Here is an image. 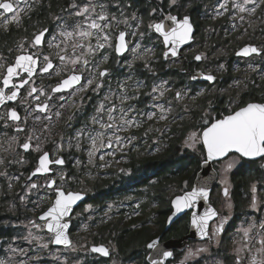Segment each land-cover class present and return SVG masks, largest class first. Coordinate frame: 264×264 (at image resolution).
Here are the masks:
<instances>
[{
  "label": "snow or ice",
  "instance_id": "6c2138e0",
  "mask_svg": "<svg viewBox=\"0 0 264 264\" xmlns=\"http://www.w3.org/2000/svg\"><path fill=\"white\" fill-rule=\"evenodd\" d=\"M260 2L264 4V0H260ZM21 3L26 4L27 0H0V18H2L5 28L9 24H20L21 12L23 11L19 7ZM176 3L177 0H170L169 7L175 6ZM250 4L253 7H247ZM259 6L256 0H243L242 3L233 0L231 8L237 11L239 19L243 21V14H254ZM107 9L108 5L100 2V0H83L82 3L71 0L66 9L68 17L66 19L61 16L54 17L56 22L54 29L49 27L38 28L28 36L22 37L15 49H8L9 53L15 52L11 60L0 53V107L6 108L4 114L0 116V121L4 122L5 127L13 126L16 133V135L6 138V146L5 142H0V150L14 156L20 155L21 152L24 154L20 156L19 160H12L9 163L25 164L28 162L25 158L27 155L35 153L37 156L36 164L27 177L26 187L29 191L44 189L49 205L37 218L41 223H37L36 220L29 223L40 231H46L48 239L44 241L41 236L33 237L31 232L24 239L31 238L40 241L43 248H48L50 245L73 248V242L69 236L71 214L74 205L83 199L81 192L65 190L64 184L68 179L66 174L54 170L55 166L65 164L63 157L56 156V153L64 148L63 137H61V142L56 144L52 153L45 151L41 143V137L50 131L53 119L52 108L54 106L51 101L58 96L59 101L62 102L59 107L63 108L65 106L63 102L90 87L94 92H98L103 87L104 78L110 75L109 69H101L100 64H106L112 54L123 57L125 54L131 53L133 60H144L145 67H148L149 64V60L145 57L152 52V49L142 47L139 42L146 35V32L139 30L144 22L143 17L138 16L136 12H133L130 17L125 16L123 12L117 16ZM61 11L63 12L65 9ZM157 11L163 13V9L153 8L149 15L151 16ZM230 11L228 2L225 0L216 10V16H223ZM164 19L170 21L171 24L167 25L163 20L160 22L153 21L146 25V29L162 37V43L166 49L163 52L165 60L179 58L181 46L193 39V24L187 15L178 19L177 16L168 13ZM121 24L124 25L123 29L120 28ZM133 24L135 30H132ZM137 36H139V40L132 44L129 37L136 38ZM235 54L238 57H251L253 54L264 57V49L249 44L240 48ZM97 56L101 58L99 63L95 59ZM203 58V54L193 57L195 61H201ZM54 60L57 63H54ZM90 65L91 69L95 71L89 69ZM129 67H131V63H129ZM85 71L90 72V77L84 75ZM38 75L62 78L51 87L49 92L43 86H36ZM199 76L209 82L216 80V76L211 73L205 75L203 72L191 75V79L196 80ZM97 77L99 82H97ZM129 79L131 78L129 77ZM166 83L167 81H162L160 85H154L151 93H145V95L151 96L158 93L157 99L163 97L168 91L164 87ZM141 86L142 82L136 81L135 91L132 95L128 94L126 82L119 84V95L110 90L104 101H101L96 107L95 114L90 117V124L93 127L90 128L89 124L86 123L83 128L77 131L75 147L80 150V140L86 136L90 142L88 149L90 162L103 149H112L115 145L122 150L125 141L131 143L132 140H135V136L122 137L119 133L141 127L142 121L137 119V115L146 116L147 120H152L157 116L155 112L144 113L130 103L139 99ZM22 89H26L23 100L20 99ZM200 94L202 93H198V95ZM42 96L45 97L43 101H41ZM175 96L179 99L182 93L177 91ZM17 101L26 106V115L21 116L16 107H7L9 102ZM29 101H31L30 104ZM117 101L119 102L117 103ZM233 103L237 106L226 109L227 115L218 114L217 117H213L210 112H205L201 121L198 122V126L193 125L195 130L189 132L185 140L187 147L194 149L199 144L205 150L203 165H208L209 162L224 161L223 170L225 173L243 158L259 157L264 159V94H261L259 99L229 101V105ZM209 104L211 105V102ZM156 106L160 109L158 118L160 120L167 119L163 105ZM54 115L59 118L62 113L56 110ZM105 115L106 120L104 119ZM29 116L35 122L47 121L43 124L40 134H35L36 128L27 129ZM71 119L69 117V120ZM149 131L152 129L149 128L145 135ZM20 133H25L23 141H21ZM72 146L69 142V147ZM54 156L56 158H52ZM103 158L104 156L101 155L100 159ZM4 163L5 158L0 156V165ZM0 175L6 176L7 173L3 172ZM38 175L45 176L44 184L38 185L32 182L33 178ZM49 176L52 178L48 179ZM56 177L59 178V182ZM15 179L19 180V177H15ZM187 183L185 181L186 185ZM221 183L226 185L223 188V195L227 198L229 197V188L226 179L222 180ZM251 192L250 207L258 210L257 186L255 184L251 186ZM44 198L41 197V200ZM208 198L207 178H203L201 184L192 187L191 191L177 195L171 201L175 211L168 217V222L171 223L173 217L185 209H194L198 201L207 202ZM21 199L23 200L24 197ZM228 207L231 208V204ZM230 218V216H220L215 208L208 206L202 214L193 211L191 226L197 230L201 238L211 239L212 237H219L225 231V226ZM210 222L214 224L211 232L209 230ZM237 235L240 236L239 240L233 237V244L238 245L233 249L236 254L235 264H244L243 253L248 254L247 264H264V219L260 220L259 223L253 219L247 227L238 229ZM159 243L160 238L158 237L148 243L146 247L155 250L157 255L164 258L171 257L173 253L161 251ZM11 251L14 253L19 251L22 256L26 254L22 249H11ZM89 251L99 254L101 257L110 256V249L104 244L93 245ZM204 251L207 249H197L196 253L189 250L187 256ZM146 260L147 264H162V261L152 258L151 252ZM0 264H6V261L0 260Z\"/></svg>",
  "mask_w": 264,
  "mask_h": 264
},
{
  "label": "flooded vegetation",
  "instance_id": "af4514ba",
  "mask_svg": "<svg viewBox=\"0 0 264 264\" xmlns=\"http://www.w3.org/2000/svg\"><path fill=\"white\" fill-rule=\"evenodd\" d=\"M215 0H177V3L173 7H169L170 0H100V2L108 5V11L111 13H115L117 16L120 15L121 12L126 13L127 16H131L133 12H136L138 16L143 17V24L140 27V30L145 31L146 25L150 21L160 22L163 20L165 24L169 21L164 19L168 13L177 16L178 19H182L185 15L190 17L191 23L193 24V39L189 42V44L181 47V54L179 58H170L165 60L163 57V52L166 50L165 46L162 43V37H159V34H154L151 30L149 31L151 35H156L159 39V45L156 44L152 48L151 54L153 58H149V66L154 68L153 72L143 71L139 68L138 65L135 66L137 69L138 75L141 79H144L145 86L141 89V94L138 100H133L130 103L134 104L137 109H140L144 113L147 112H155L157 116H159V108L156 106L158 103L153 99V95H145V93H151L152 89V81L157 77H168L173 80L174 86H187L188 88H203L206 90H212L213 87H221L223 83L227 82L230 78L235 77L230 71H225L223 74L213 73L210 70L212 66L215 64H220L222 62L225 65H233V64H241L242 66L246 64L248 61L253 60L254 58H260L261 56H257L253 54L251 57H238L235 53L239 51L240 48L245 45H253L257 48L264 47L261 46V42L257 39V37L252 33H248L247 35L242 36L241 38H237L233 41V44L228 48L226 52L228 53V57H213L212 52L217 45L218 41H215V36L213 35V30L216 26L220 25L221 20L212 21L213 12L210 9H207L208 4L214 2ZM71 0H27V3H21L19 7L23 9L21 12V22L19 25L17 24H9L7 28L3 25L2 18H0V53H2L9 60L15 55V52L9 53L8 49H15L17 43L24 36H28L33 31H36L38 28L49 27L55 28L54 17L61 16L63 18L68 17V12L66 11ZM78 3H82L83 0H77ZM153 8L163 9V13L157 11L153 15H149ZM65 9V11H61ZM120 28L123 29L124 25H120ZM27 29V31H25ZM132 30H135V25L133 24ZM202 36L203 42H200L199 46L195 48L196 39ZM130 38V37H129ZM208 38V39H206ZM208 44H206V42ZM227 44V40L224 42ZM197 49V50H196ZM131 53L125 54L123 57H117L112 54L110 56L109 61L106 64H100V68H108L110 75L105 77L103 80V87L98 91L94 92L92 88H88L86 91H82L78 93L77 96L72 97L71 99L63 102L65 106L60 108L59 105L62 103L59 101L58 96L55 97L51 103L54 106L52 108L53 119L51 121L50 131L44 133L41 137V143L45 151H52L55 149L56 144L61 142V137H63L64 148L62 151L56 153V156L63 157L65 160V164L63 166H55L54 170L57 172L64 171L67 177H72V180L64 184L65 190L81 192L86 195V199L83 200L80 204H78L71 214L70 221V229L69 236L73 242V248H65L64 246H54L50 245L47 249L37 248L36 243L33 245H27L22 243H16V239H21V237L27 236V233H23L25 230L23 227L26 225H30V221L36 220L37 223H41L37 218L41 215L42 211L46 210L49 205V200L45 196L44 189H33L29 191L26 187L28 183L27 177L30 175L33 170L37 156L35 153H31L27 155L25 158L27 159V163L19 164V163H9L12 160H19L20 156L24 155L22 152L20 155H12L7 152H3L0 150V156L5 158V163L0 165V173L6 172L7 175H0V260H5L6 264H22L21 261L23 258L19 256L15 252H12L11 249L26 248V255L34 253L43 257L41 260L44 264H53V262L60 263L56 259H52L51 255L56 252H61V254L65 257V260L71 259L79 260L80 263L83 261L84 264H101L102 260L105 259L109 262L114 255H118L121 257V260L124 264H143L144 261L147 264L146 257L150 253V249H147L146 245L154 238L159 237L160 242H163L168 239H180L185 236L189 231L190 226V216L191 210L185 212L174 224H176L175 233L172 234L170 230L164 231V226L166 224H160L158 220L159 215L156 216V219L152 218L151 222L153 228L151 234L148 232L147 240L145 244L139 248L140 250L134 255V257L128 258L126 260L119 254L115 243H114V233L112 226L118 225H129L132 228L140 229L142 225L149 224V221L146 219L145 221V212L148 214V209L152 203L155 201L159 208V201L152 200L149 204V201H144L143 191L149 189L150 184L145 185H135V187L130 188L128 190L136 189L134 192H131L132 195L140 197V201L138 203V210H136L135 214L141 213V216L135 218L130 217L126 223L119 224L122 222V219H119L117 222L110 223V227L108 226H100L98 228L99 236L94 235L92 237V243H89L87 246L83 244L82 249L74 250L75 247V233L79 228V223L81 219H83L84 214L79 213L83 210V207L87 204L91 206H96V204H102L103 202L111 199H115L118 201L120 195L123 194L122 186L117 184V179L121 173L114 172L113 168H110L108 171L102 173H112L107 178H103L100 182L94 181L92 183L87 184L89 187L88 190L83 191L80 188L79 182L82 181L81 176L86 171L91 173L92 171H97L94 167H91L89 163L85 160H90L88 155V149L90 147V142L85 136L80 140L81 148L77 150L75 147L76 144V132L83 128L86 123L89 124V127H93L90 124V117L95 114V109L101 101H104L106 95L109 94L110 90L112 92L117 93L119 95V84L122 82H126L128 84V94L132 95L134 92V87L131 79V72L134 71V68H128L127 63L129 61V56ZM198 54H203V59L201 61H195L193 57ZM96 61L99 63L100 56L95 57ZM176 61L182 67V73L176 72L178 69L176 67L169 68V72H166L165 66L168 65V62ZM54 63L57 61L54 60ZM91 69V65L89 66ZM242 69V68H240ZM91 71H95L91 69ZM196 71H201L205 75L211 73L216 76V80L213 82L206 81L204 79L201 80H192L191 75H193ZM84 75L86 77H90V72L85 71ZM175 75V76H174ZM62 77L52 76L48 77L37 76L36 77V86H43L46 91L51 90V87L54 86ZM131 78V77H130ZM183 78L187 79V82H183ZM97 82H99V78L97 77ZM246 82H250L249 79ZM26 94V89L21 90L20 99L23 100ZM261 94H264V75L260 72H257L252 82H250L244 89V91L232 94L230 96L225 93H212L207 94L203 101L207 106V112H210L213 117H217L218 114L227 115L228 111L226 109L235 108L237 105L235 103L229 105V101L243 100L248 101L250 99H259ZM45 97H41V101H43ZM74 101V103H73ZM196 101V100H195ZM194 101V102H195ZM119 101H117L118 103ZM211 102V105L209 104ZM31 101H29V104ZM7 107H16L21 116L26 115L25 105L17 102H9ZM56 110L61 111L62 115L59 118H56L54 113ZM6 108L0 107V116L4 114ZM119 115V113H117ZM192 119L189 121V126L185 124V128L188 129L193 128V125H197L196 116L199 118V114L197 115V111L191 112ZM69 117L72 119L69 120ZM106 120V115L104 116ZM137 119L142 121V126L139 128H132L128 131H122L119 133L122 137L127 136H135L143 137V133L146 131L147 127L150 126L151 120H147L146 116L137 115ZM193 120V121H192ZM192 121V123H190ZM47 123V121L35 122L32 117L29 116L27 121V129L36 128L37 132L35 134H40V130L43 128V124ZM11 125V122H9ZM12 135H16L14 132V127L9 126L5 127L4 122L0 121V142H5L6 146V138ZM21 141H23L25 133H20ZM69 142L73 145L69 147ZM127 143V141H125ZM134 140L131 141L133 143ZM138 143V142H137ZM117 146H113L112 149H103L101 152H98L91 160H116V154L114 153ZM109 153V154H106ZM132 152L129 154L131 155ZM103 155L104 158L100 159V156ZM238 155V154H237ZM56 156L52 158H56ZM131 157V156H130ZM130 159V158H129ZM79 161V163H78ZM132 160H128L125 166V169L131 173V169L128 166V163ZM224 161L213 162V167L217 171V183L212 190L210 196V203L216 208L220 216H230V220L228 224L225 226V231L219 235V237H212L211 239L205 238L203 240H195V239H187V243L185 247L181 250L174 249L173 255L171 258L167 259L163 264H235V253L233 251L234 247L238 245L233 244V237L237 240L240 239V236L237 235V230L242 227H247L248 224L255 219L257 223L260 220L264 219V159L259 157L254 159L243 158L240 160L236 166H234L230 171H228L229 176V197H225L223 195V188L220 185V172L219 165ZM128 166V167H127ZM244 169H241V168ZM255 169H248V168ZM243 170V171H241ZM251 170V172H250ZM244 172L248 175L247 183L246 181L239 180V184H235L233 177L238 174V172ZM198 172V171H197ZM196 172V174H197ZM142 173V172H141ZM95 174V173H94ZM124 174V175H129ZM195 174V177H196ZM243 174V173H242ZM243 174V175H246ZM252 176V178H251ZM11 177V179H10ZM15 177H19V180L15 179ZM52 177L49 176L48 179ZM58 182L59 178L56 177ZM195 179V178H194ZM193 179V183H194ZM132 180V179H129ZM122 182V179H120ZM124 181V180H123ZM140 180L132 181L134 184L138 183ZM32 182L37 183L38 185H42L45 182V176L38 175L34 177ZM193 183L189 188L181 190L179 194L184 193L185 191L192 188ZM11 184V187L9 185ZM95 184V185H94ZM99 184L104 185V187L114 186V190L119 187L120 192L114 194V197H104L100 203H95L93 198L95 195V186ZM255 184L257 186V201H258V210L252 209L250 207L251 203V186ZM142 188L143 190H140ZM219 190L221 192V196L225 198L228 202L226 207L222 210L217 208L215 199L219 194ZM152 193V191H151ZM150 195V194H149ZM21 197H24L22 200ZM41 197H45L41 200ZM150 200V198H149ZM170 200V199H169ZM138 200L133 203H137ZM147 204V205H146ZM231 204V208L228 205ZM170 209L171 208V200H170ZM157 211V208L154 209ZM170 211V212H171ZM157 213V212H156ZM148 216V215H147ZM181 222H183L181 224ZM187 223V225H186ZM186 226H185V225ZM214 227V224L210 222L209 230L211 232V228ZM26 229H28L26 227ZM107 231V234H103ZM43 236H47L46 231H41ZM104 235V238L101 237ZM255 235V233H253ZM33 236V234H32ZM34 237V236H33ZM31 239V238H30ZM104 244L111 250V255L109 257H101L99 254H94L89 251L91 246ZM13 245V248L10 246ZM109 245L113 246V249L109 247ZM258 247V245H256ZM197 249H207V251L200 252L196 255L187 256L189 250L193 253L197 252ZM72 251H76L73 253ZM245 257L244 264H247V253L242 254ZM126 262V263H125Z\"/></svg>",
  "mask_w": 264,
  "mask_h": 264
},
{
  "label": "rangeland",
  "instance_id": "374dc122",
  "mask_svg": "<svg viewBox=\"0 0 264 264\" xmlns=\"http://www.w3.org/2000/svg\"><path fill=\"white\" fill-rule=\"evenodd\" d=\"M225 0H215L214 2L206 5L207 9L211 12H213L212 21L215 20H221L220 25L216 26L213 30V35L215 36L214 40L218 41L215 45L216 47L212 52L213 57H228V53L226 52L228 48L233 44V41L237 38H241L244 35H247L248 33H253L257 39L261 42V46L264 47V4H261L260 0H256V3L260 5L257 7V10L254 14H243L244 20L241 21L239 19V14L235 9L231 8L233 0H227L228 7L231 9L230 12L225 13L223 16H216V10L219 8V5L221 3H224ZM237 2H243V0H237ZM247 7L251 8L253 5H247ZM125 16H127L126 13H124ZM152 22V21H150ZM149 22V23H150ZM140 30V29H139ZM142 31V30H140ZM150 30H145L146 35L143 40H140L142 47L147 48H153L156 44L159 45V39L156 37V35L149 32ZM132 42V44H135L137 40H139V36L136 38H129ZM208 39V38H206ZM227 40V44L224 43ZM200 42H203L202 36L199 35V37L196 39L195 42V48L200 47ZM209 41L206 42L208 44ZM197 50V49H196ZM149 58H153V55L151 52L148 54L145 59L149 60ZM129 63H131V67H129ZM138 65L139 68H141L143 71L147 72H153L154 68L145 67L144 60L141 59H135L133 60L132 54L129 56V61L127 63L128 68H134V71L131 72V81L133 83L134 91H135V82L140 81L142 82V86L139 88V92H141V89L145 86V80L141 79L137 73V69H135V66ZM221 65H223V68H221ZM251 65V67H250ZM176 67V72L182 73V67L179 63H176V61L168 62V65L165 66L166 72H169V68ZM242 68V69H240ZM255 69V70H253ZM211 72L223 74L225 71L232 72L233 75H236L235 77L230 78L227 82L223 83L221 87H213L212 90H206L203 88H188L187 86H174L173 80L169 79L168 77H157L154 78L152 81V86L154 85H160L162 81H167V83L164 85L165 88L168 89V91L165 93L163 97H159L158 99V93L153 94V99L157 101L158 103L156 105H163V107L166 110L167 113V119L160 120L156 116L154 119L151 120L150 126L147 127L146 131L151 128L152 131L147 132V135H145V132L143 133V137H137L133 143H124L123 149L116 147V150L114 154H116L117 159L116 160H85L87 163L91 165V167H94L97 171H92L89 173V171H86L83 176H81L80 179H82L81 182L78 184L80 185L81 190L86 191L89 189L87 184L92 183L94 181H101L103 178L109 177L110 174L115 173H121V174H129V172L125 169L126 163L130 158V153L134 154L135 156H151L156 155L158 153L163 152L169 143V140L173 137H180L182 133L184 135L181 137L180 140V150L185 151L189 150L193 153H199L200 146L196 145V147L189 148L185 145V140L188 137L189 132L195 130V129H187L186 131H182L184 129V124H187L189 126V121L192 119L191 112L197 111V115L199 114V118L203 116L205 112H207V106L205 105L203 101L204 97L207 94H214L216 92L218 93H225L227 95L230 94H237L242 91H244L245 87L252 82L253 78L257 74V72H260L262 75H264V57L260 58H254L253 60L248 61L243 66L240 64H233V65H225L224 62L220 64H215L210 68ZM175 76V75H174ZM249 79L250 82H246V80ZM188 80L183 78V82H187ZM179 91L182 93V96L177 99L175 96V93ZM198 93H202L198 95ZM196 100V101H195ZM195 101V102H194ZM159 108V107H158ZM170 109V111H168ZM160 112V109H159ZM193 121V120H192ZM192 121L190 123H192ZM196 123L198 124L199 121H201V118L198 119L196 116ZM174 132V134H173ZM77 133V132H76ZM138 142V143H137ZM203 158V155H202ZM203 161V159H202ZM201 161V162H202ZM79 163V161H78ZM224 163H221L219 165V172H220V185L221 187L226 186L225 184H222L221 181L225 180L227 181V185L229 183V176L228 172H224ZM110 168L114 169V172L112 173H102L105 171H108ZM123 170V171H122ZM61 172V171H60ZM62 173L66 174L64 171ZM95 173V174H94ZM68 182L72 180V177H67ZM185 180L181 182V184L178 186L177 184L169 185L167 188H165V196L168 199H171L174 195L179 194V192L182 190V188L185 186ZM152 187H149V189H146L143 191V195L141 199L145 201H149V194L151 192ZM136 190L135 188L132 190H129L126 194L127 195H120L118 198V201L115 199L107 200L103 202L102 204H96V206H91L90 204H87L83 207V210L79 213H83V219H81V222L79 223V228L77 232L75 233V247L74 250L82 249L83 244L87 246L89 243H92V237L94 235L99 236L98 228L100 226H108L112 222H117L119 219H122V222H119V224L126 223L127 220L130 217H139L141 216V213L135 214L136 210H138V203L141 200L140 197L132 195L131 192H134ZM140 190H143L140 188ZM137 201V203H133L134 201ZM216 206L220 210L224 209L226 205L228 204L227 200L221 196V192L219 190V194L215 199ZM90 206V207H89ZM155 208H158V205L155 201H152L149 209L148 214L145 212V221L146 219L149 221L148 226L153 228L152 225V218L156 219V216L158 214L154 211ZM148 215V216H147ZM26 227L28 229H26ZM25 230H23V233H27L26 235L29 236V233L33 234V236H41L44 238V241H47L48 237L43 236L41 234V231L32 227V225H26L23 227ZM97 229V230H96ZM103 234H107V231ZM24 236V237H27ZM24 237H21V239H16V243H22V245H33L36 243L37 248H43L41 247V242L37 241L35 239H24ZM101 237H104L102 235ZM23 245V246H24ZM111 249H113L112 245H109ZM10 248H13V245L10 246ZM26 250V248H19V250ZM47 249V248H43ZM75 253L76 251H72ZM18 254V252H16ZM19 256L23 258L21 261L22 264H44L41 260L43 257L40 255L31 253L28 255H21L19 252ZM52 259H56L59 261V264H84L83 261L80 263L79 260L72 261L71 259L65 260V257L61 254V252H54L51 255ZM126 263V262H125ZM53 264H58L56 262H53ZM110 264H124L121 260V257L118 255H114L110 261Z\"/></svg>",
  "mask_w": 264,
  "mask_h": 264
},
{
  "label": "trees",
  "instance_id": "16d2710c",
  "mask_svg": "<svg viewBox=\"0 0 264 264\" xmlns=\"http://www.w3.org/2000/svg\"><path fill=\"white\" fill-rule=\"evenodd\" d=\"M187 129L188 127H184L182 131H186ZM183 135L184 133H182L180 137H173L172 139H170L167 148L163 152L156 155H142L138 157L134 154H131L129 160L132 161L128 163V166L132 170L131 173L127 176L124 174L119 175L117 179V184L119 183V186H122L124 190L123 194H126L129 191V187L133 188L135 187V185H145L148 184L149 181L150 187H152L150 188L152 193L150 192L149 195V204L153 199L159 201L160 205L159 208H157L156 212L159 215V223L162 225L165 224L167 216L171 211V199L169 200L168 198H166L165 188L173 184H177L179 186L183 180L187 181L188 183L182 188V190L189 188L193 183L196 172L200 169V164L203 159L202 155L204 153V149L201 146L199 153H193L189 150H180V140ZM244 168L242 167L241 169ZM248 169L255 168L251 167ZM241 171H239L238 174L233 177L235 184H239L238 181L243 179V181H246L247 183L248 175ZM242 173L246 175H243ZM120 179H122V182L120 181ZM137 180L140 181L136 184L132 182ZM122 188L119 187L117 190H114V186L104 187V185H101L99 187V184H97L95 186V192H93V194L95 195L93 201L95 203H100L101 200L104 199V197L113 198L114 194L120 192V189ZM174 223L168 229L172 234L175 233L174 231L176 229V224ZM182 223L183 222H181V224ZM111 228H114L113 240L115 246L124 260L134 257V255L140 250L139 248H141L145 244L147 240L146 233L148 232L149 234H151L152 231V229H150L147 225H142V228L140 229L132 228L129 225H118L112 226ZM168 230H165L164 226V231ZM103 239L106 240L104 237ZM101 264H109V262L103 259ZM143 264H146V262L144 261Z\"/></svg>",
  "mask_w": 264,
  "mask_h": 264
},
{
  "label": "water",
  "instance_id": "95a60500",
  "mask_svg": "<svg viewBox=\"0 0 264 264\" xmlns=\"http://www.w3.org/2000/svg\"><path fill=\"white\" fill-rule=\"evenodd\" d=\"M171 22L169 21L167 23V25H170ZM190 42V41H189ZM189 42L187 44H189ZM185 44V45H187ZM185 45H182L181 47L185 46ZM198 72H201V71H196L194 74L198 73ZM203 79L202 76H199L196 80H201ZM205 151V150H204ZM254 159V158H253ZM203 178H207V184H208V188H209V198H208V201L205 202L203 200H200L197 202L196 204V207L194 209H185L183 212L181 213H178L175 217H173V220L171 223L168 222V217L172 215L173 211H175L174 209V206L172 205L171 203V207H172V211L168 214L167 216V219H166V225H165V230H168L170 228V226L176 222L185 212L187 211H190L191 210V216H190V226H189V231L188 233L181 237L180 239H168V240H165L163 242H160L159 243V248L161 251H171L173 252L174 249H183L187 243V239H195V240H203L205 238H201V236L198 234L197 230L195 228H193L191 226V218H192V213L193 211L197 212L198 214H202L203 211L208 207V206H211L213 208H215L211 203H210V196H211V193H212V190L213 188L215 187L216 183H217V171L214 169L213 167V162H209L208 165H203V163L201 162L200 164V169L199 171L197 172L196 174V177L194 179V183H193V186H198L199 184H201L203 182ZM192 189V188H191ZM191 189L187 190V191H191ZM186 192V191H185ZM83 194V199L81 201H78L76 205H74V208L80 204L83 200L86 199V195L84 193ZM183 194V193H182ZM182 194H177V195H182ZM177 195H174L172 198H171V201L173 199H175V197ZM216 209V208H215ZM218 212V211H217ZM210 224V223H209ZM70 229V228H69ZM158 238V237H157ZM157 238H154V239H157ZM152 239V240H154ZM151 240V241H152ZM150 241V242H151ZM149 242V243H150ZM99 245V244H98ZM54 246H62V245H54ZM92 247V246H91ZM152 253V258L154 259H157V260H160L162 261V264L169 258L171 257H168V258H164L160 255H157L155 250H151L150 251ZM110 255H111V250H110Z\"/></svg>",
  "mask_w": 264,
  "mask_h": 264
}]
</instances>
